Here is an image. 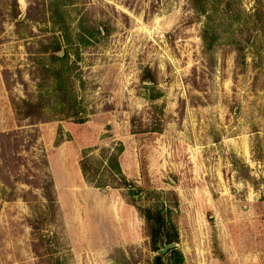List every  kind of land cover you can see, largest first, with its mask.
Segmentation results:
<instances>
[{"label": "rangeland", "instance_id": "rangeland-1", "mask_svg": "<svg viewBox=\"0 0 264 264\" xmlns=\"http://www.w3.org/2000/svg\"><path fill=\"white\" fill-rule=\"evenodd\" d=\"M10 1L0 264H154L162 247L142 209L176 234L162 264H264V0H207L204 14L190 0H16V20ZM55 45L59 59L42 53ZM59 84L81 123L62 113ZM21 100L46 121L23 119ZM42 158L54 215L37 188Z\"/></svg>", "mask_w": 264, "mask_h": 264}, {"label": "trees", "instance_id": "trees-1", "mask_svg": "<svg viewBox=\"0 0 264 264\" xmlns=\"http://www.w3.org/2000/svg\"><path fill=\"white\" fill-rule=\"evenodd\" d=\"M191 1V5L193 7V9H195L196 11H198L199 13H207L206 11V6H207V0H203L200 2V0H190ZM199 2V4H195L196 2ZM12 13H13V17L16 20V17L18 16V3L16 0H11L10 1V5H9ZM260 5L256 6L255 9V14L259 15L260 13V9H259ZM31 10H33V7H28L27 8V14H29L31 12ZM28 18L29 15H28ZM30 20H33L30 18ZM202 39L204 40V37H202ZM60 50V48L58 47V45H55L53 48H47V47H42V53L44 54H50L54 57V59H59L56 56V53ZM58 75V74H57ZM60 77V76H59ZM65 85L64 84H59L56 87V91H58V101L62 104L63 106V110L62 113H67L70 115L68 117L74 119V121L76 123H81L82 120L78 117V113L73 111V103H72V98L68 97V94L66 93L65 89H64ZM70 89V88H69ZM22 111L18 112L21 113V117L23 119H35V121H40V122H44L46 121V118L43 116V105L40 102H36V103H32L29 101H25V100H21V106L19 107ZM142 129V130H140ZM162 131V124H159L158 126L152 127V126H145L144 128H139V131L137 133H161ZM133 133H136L135 131ZM4 138H7L6 135L4 136ZM102 161V160H101ZM41 162L45 168L44 173H43V177L41 178V183L39 184V186H37L38 189H40L41 191V197L42 199L45 201L44 204V208L45 211L50 212L52 215H54L57 211V205H56V197H55V190H54V185H53V181L52 178L50 176V174L46 171L47 169V164L45 162V160L42 158ZM108 162V166L109 168L112 167L114 168V166H117V161L115 159V156H110L109 159L107 160ZM86 164H87V154H85V156L81 159L80 164H79V169L81 171L82 177L84 179V181L89 182L87 177H86ZM97 164L99 166H102V162L101 164H99L97 162ZM98 170V169H97ZM96 170V171H97ZM116 174L120 175V171L117 170ZM142 216L148 226V230H149V236L150 239L152 241L153 244V249H157L156 248V242L157 240H159L161 238V233L165 232L167 230V226L163 220V217L159 214V212H154L150 209H142L141 211ZM32 229H36L37 227L35 225L31 226ZM167 241L166 243H171L173 241L176 240V234L175 232H173V235L171 237L166 238ZM58 263V262H57ZM154 264H162L161 263V258L160 257H155L154 259Z\"/></svg>", "mask_w": 264, "mask_h": 264}, {"label": "water", "instance_id": "water-1", "mask_svg": "<svg viewBox=\"0 0 264 264\" xmlns=\"http://www.w3.org/2000/svg\"><path fill=\"white\" fill-rule=\"evenodd\" d=\"M177 246L176 242H172L168 245H165L163 248L156 251V256H162L163 254L167 253L168 251L175 249Z\"/></svg>", "mask_w": 264, "mask_h": 264}, {"label": "flooded vegetation", "instance_id": "flooded-vegetation-1", "mask_svg": "<svg viewBox=\"0 0 264 264\" xmlns=\"http://www.w3.org/2000/svg\"><path fill=\"white\" fill-rule=\"evenodd\" d=\"M168 237H166L165 235L161 236V238L159 240H157L156 245H161V247L163 248L165 245H168V243H166ZM170 244V243H169Z\"/></svg>", "mask_w": 264, "mask_h": 264}]
</instances>
